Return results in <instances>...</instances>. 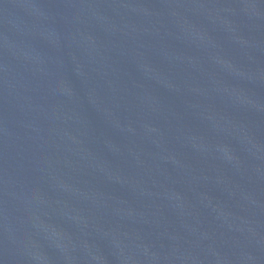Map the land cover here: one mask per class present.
I'll return each instance as SVG.
<instances>
[{"label": "water", "instance_id": "water-1", "mask_svg": "<svg viewBox=\"0 0 264 264\" xmlns=\"http://www.w3.org/2000/svg\"><path fill=\"white\" fill-rule=\"evenodd\" d=\"M0 264H264V0H0Z\"/></svg>", "mask_w": 264, "mask_h": 264}]
</instances>
